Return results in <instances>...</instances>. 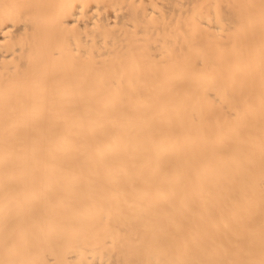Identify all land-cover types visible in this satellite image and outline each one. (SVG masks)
Instances as JSON below:
<instances>
[{
    "label": "bare ground",
    "instance_id": "6f19581e",
    "mask_svg": "<svg viewBox=\"0 0 264 264\" xmlns=\"http://www.w3.org/2000/svg\"><path fill=\"white\" fill-rule=\"evenodd\" d=\"M0 264H264V0H0Z\"/></svg>",
    "mask_w": 264,
    "mask_h": 264
}]
</instances>
